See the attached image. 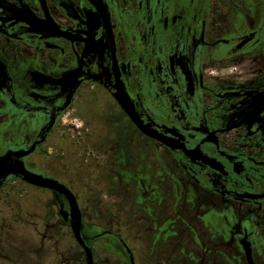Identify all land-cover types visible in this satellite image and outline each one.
<instances>
[{"label":"flooded vegetation","instance_id":"obj_1","mask_svg":"<svg viewBox=\"0 0 264 264\" xmlns=\"http://www.w3.org/2000/svg\"><path fill=\"white\" fill-rule=\"evenodd\" d=\"M0 48L5 51L0 59L18 57L41 66L32 74L38 85L19 99L0 60V105L10 115L5 124L21 121L19 127L34 135L5 144L0 157L8 155L12 163L14 152L33 148L18 159L25 163L47 154V179L73 196L80 224L83 204L73 183L92 205L108 207L124 235L140 239L147 261L157 254L162 262L180 264L187 252L189 264H226L229 256L235 260L228 250V238L235 235L240 260L264 264L254 226L264 219V0H0ZM118 80L156 139L120 107ZM72 116L81 122L74 129ZM121 118L126 124L113 133V121ZM32 120L38 129L29 126ZM125 128L145 140L143 150L164 159L146 157L150 176L142 174L144 155L130 145ZM169 168L180 173L195 199L192 206L165 205L162 213L171 225L148 221L146 230L116 225L113 204H106L113 199L87 193L109 184L117 169L128 177L126 196L150 203L153 183ZM14 180L21 178L7 176L0 191ZM47 191L60 196L58 218L77 241L74 205L66 195ZM229 213L239 215V222L230 221ZM105 233L135 264L124 235L100 234ZM80 238L84 246L77 243L86 249L82 232Z\"/></svg>","mask_w":264,"mask_h":264},{"label":"rangeland","instance_id":"obj_2","mask_svg":"<svg viewBox=\"0 0 264 264\" xmlns=\"http://www.w3.org/2000/svg\"><path fill=\"white\" fill-rule=\"evenodd\" d=\"M4 55L5 51L3 52V49L0 48V58ZM0 60L3 61L6 67V75L12 82L13 92L17 98L23 99L29 94L31 88L38 85L32 78V74L41 69L40 63L37 61L19 59L18 57L12 61ZM51 90L54 91L55 89L51 88ZM0 103H3L1 96ZM0 106L3 107L0 110V149L7 143H20L22 138L29 137V139H32L34 135L27 134L26 127H19L21 121L14 124H5L10 115L7 117L6 106ZM72 112L75 113V110ZM72 118L73 116L69 125L74 129L81 122L79 119L74 120ZM33 121L35 122V120H32L28 123L29 126L32 129H38L40 124ZM121 124H126L125 119L121 118L113 121V133H118L121 130ZM125 129V134L130 139V145L137 149L139 157L142 154L144 155L141 160L139 158L142 174L150 176L153 167H148L146 157L149 156L148 159L151 161L150 156H153L156 162H161L164 159L158 157L155 152L143 150L142 146L145 140L136 136V134L131 135L127 132V128ZM47 164V154L40 153L27 158L24 167L31 173L47 178ZM111 174L108 177L109 184L101 188L97 186V189L94 188V192L87 191V193L89 195L98 194L99 198L103 194L104 200L109 197L113 199V202L108 201L106 204H113L110 205V211L116 225L118 222H125L130 224L131 228L140 230L149 228L148 221H161L171 225L162 213L165 205L177 206L179 203L195 205V199L192 198L190 190L187 189L180 179V173L175 169L169 168L165 177L162 178L163 180L153 183L156 193L153 195L152 201L140 204L127 197L131 191L126 192L124 187L125 182H128L126 174L117 169L112 170ZM157 177H160V175ZM72 185H74L72 189L75 193H78L77 195L83 204L81 207L83 222L80 224V232L84 235L87 248L83 249L77 243L70 226L65 225L58 218V208L63 205V201L58 194L48 192L45 188L31 186L21 180H14L8 182L0 191V264H129L124 249L114 236L106 233L100 234L101 231H108V233L124 235L123 229H118L113 225L107 211L108 207L92 205L93 199L89 198L87 200L88 197L85 195L83 187L74 183ZM182 192L184 193L183 197H181ZM228 216L230 221L239 222V215L229 213ZM141 219L143 220L141 221ZM209 219V222L213 225L215 216L210 215ZM254 226L256 227L255 238L258 240L256 243L262 249L261 255L264 259L263 217L257 218ZM254 226H252V231H255ZM153 228L156 229L155 226ZM160 234L158 235L160 236ZM122 237L132 251L135 264H172L166 261L162 262L157 254L158 257L153 254L147 261L146 255L149 254H145L141 250L140 246L142 244L139 238L128 237V233ZM235 238V235L228 238V250L229 252L232 251L233 255L231 256L235 260L229 256L226 264H244L240 260V250L237 247ZM235 253H237V257ZM184 255L185 261L180 264H189L187 252Z\"/></svg>","mask_w":264,"mask_h":264},{"label":"water","instance_id":"obj_3","mask_svg":"<svg viewBox=\"0 0 264 264\" xmlns=\"http://www.w3.org/2000/svg\"><path fill=\"white\" fill-rule=\"evenodd\" d=\"M116 96L119 102L120 107L123 109L125 114L130 118V120L133 122V124L146 136L151 137L156 139L154 133L150 130H148L145 126L142 125L141 121L138 119L136 114L134 113L133 108H131L130 103L128 101L127 95L123 91V87L120 83V81H116ZM33 148L27 150L26 152H14L13 154L15 155L16 159L12 163H8V155L0 157V186L2 184V181L7 178V176L12 175V176H19L21 180L26 182L27 184L34 186V187H40V188H45V189H50L53 191H56L58 193H62L68 197V201L71 206L74 205V217L76 215V222L73 225V233L77 241L83 245L81 238H80V218L78 216V210L77 206L75 204L73 196L69 193V191L61 184H59L56 181L43 178L41 175L31 173L27 171L23 163L19 161L18 159L29 155L30 153L33 152ZM84 246V245H83ZM247 257L249 259L250 254L249 250H247Z\"/></svg>","mask_w":264,"mask_h":264}]
</instances>
